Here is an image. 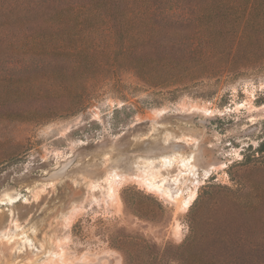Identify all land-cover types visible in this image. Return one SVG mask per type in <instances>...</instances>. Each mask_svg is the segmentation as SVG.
<instances>
[{
	"label": "rangeland",
	"instance_id": "374dc122",
	"mask_svg": "<svg viewBox=\"0 0 264 264\" xmlns=\"http://www.w3.org/2000/svg\"><path fill=\"white\" fill-rule=\"evenodd\" d=\"M253 40L214 58L171 43L189 62L164 67L157 83L109 60L74 108H57L71 93L25 103L51 107L39 119L1 107L0 264H184L213 217L264 213V43ZM187 156L195 169H184ZM152 166L181 199L147 186Z\"/></svg>",
	"mask_w": 264,
	"mask_h": 264
},
{
	"label": "trees",
	"instance_id": "16d2710c",
	"mask_svg": "<svg viewBox=\"0 0 264 264\" xmlns=\"http://www.w3.org/2000/svg\"><path fill=\"white\" fill-rule=\"evenodd\" d=\"M192 6L200 9L194 16L174 12ZM251 40L264 43V0H0V108L17 103L21 121L39 119L51 107L25 103L71 93L57 108H74L82 82L109 60L157 83L170 66L189 62L168 50L171 43L214 58ZM213 219L216 227L186 248L184 264H264V213Z\"/></svg>",
	"mask_w": 264,
	"mask_h": 264
},
{
	"label": "bare ground",
	"instance_id": "6f19581e",
	"mask_svg": "<svg viewBox=\"0 0 264 264\" xmlns=\"http://www.w3.org/2000/svg\"><path fill=\"white\" fill-rule=\"evenodd\" d=\"M176 157V155H175ZM164 163H173V157L171 156H166L163 158L162 160ZM181 164L183 165L184 169H188V170H193L196 168V165L193 164V156H187L186 158H180ZM155 167V166H154ZM153 166L151 167V169L144 171L146 174L143 176V178L145 179V183L147 184V186L151 189L156 190L157 192H163L166 193L168 196H171V198L173 197L175 200L177 199H181V197L183 196L182 191L181 192H177V193H173L171 188L168 186L167 183H164L159 180L160 177H162V175H160L159 173H157L156 169L155 171L153 170L154 168ZM119 174L118 173H114L111 172L109 177H108V181L110 182V189L112 190V196H116L117 192H116V187L118 186L119 181L121 180ZM166 177V176H165ZM164 177V179H166ZM196 196V192H192L188 198H183L182 199V203L184 206H187L188 204H190ZM7 198H12V196H9Z\"/></svg>",
	"mask_w": 264,
	"mask_h": 264
}]
</instances>
